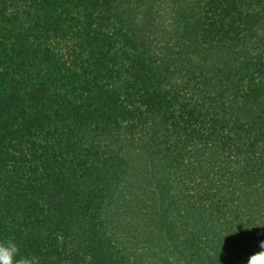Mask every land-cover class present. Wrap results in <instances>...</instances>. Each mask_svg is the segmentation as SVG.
<instances>
[{"label": "trees", "instance_id": "1", "mask_svg": "<svg viewBox=\"0 0 264 264\" xmlns=\"http://www.w3.org/2000/svg\"><path fill=\"white\" fill-rule=\"evenodd\" d=\"M5 238L28 264H246L264 0H0Z\"/></svg>", "mask_w": 264, "mask_h": 264}, {"label": "clouds", "instance_id": "2", "mask_svg": "<svg viewBox=\"0 0 264 264\" xmlns=\"http://www.w3.org/2000/svg\"><path fill=\"white\" fill-rule=\"evenodd\" d=\"M260 251L251 254L246 264H264V238L258 240ZM0 264H28L26 258L20 255L17 243L11 238L0 241Z\"/></svg>", "mask_w": 264, "mask_h": 264}]
</instances>
